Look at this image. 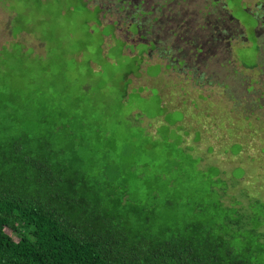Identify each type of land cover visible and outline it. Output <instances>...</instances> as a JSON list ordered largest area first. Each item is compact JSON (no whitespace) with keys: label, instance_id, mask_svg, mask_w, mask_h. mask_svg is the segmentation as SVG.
Masks as SVG:
<instances>
[{"label":"rangeland","instance_id":"rangeland-1","mask_svg":"<svg viewBox=\"0 0 264 264\" xmlns=\"http://www.w3.org/2000/svg\"><path fill=\"white\" fill-rule=\"evenodd\" d=\"M218 1L243 31L233 59L264 92L253 69L264 0ZM115 16L92 0H0V131L50 137L158 208L157 223L225 222L226 243L264 264L262 111L243 120L219 89L166 70Z\"/></svg>","mask_w":264,"mask_h":264},{"label":"trees","instance_id":"trees-1","mask_svg":"<svg viewBox=\"0 0 264 264\" xmlns=\"http://www.w3.org/2000/svg\"><path fill=\"white\" fill-rule=\"evenodd\" d=\"M92 1L116 15V26L128 32L132 26L166 70L198 88L219 89L243 120L254 108L264 116L259 82L233 59L232 43L245 39L224 4ZM258 16L262 43L253 69L264 80V4ZM159 217L158 208L136 203L115 176L89 174L50 137L0 131V264H255L223 239L225 222L157 223Z\"/></svg>","mask_w":264,"mask_h":264}]
</instances>
